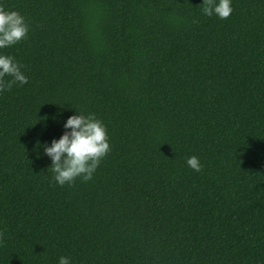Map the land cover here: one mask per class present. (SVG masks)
<instances>
[{
    "label": "trees",
    "instance_id": "trees-1",
    "mask_svg": "<svg viewBox=\"0 0 264 264\" xmlns=\"http://www.w3.org/2000/svg\"><path fill=\"white\" fill-rule=\"evenodd\" d=\"M202 4L0 0L31 28L0 49L29 81L0 93V264H264V0ZM78 114L111 152L61 187L43 146Z\"/></svg>",
    "mask_w": 264,
    "mask_h": 264
},
{
    "label": "clouds",
    "instance_id": "clouds-1",
    "mask_svg": "<svg viewBox=\"0 0 264 264\" xmlns=\"http://www.w3.org/2000/svg\"><path fill=\"white\" fill-rule=\"evenodd\" d=\"M200 7L205 16L215 15L221 20L230 18L234 11L231 0H203ZM193 23L199 21L194 20ZM30 30L29 23L20 12L0 6V49L26 40ZM23 67L15 57L0 55V93L29 82L21 71ZM64 128L66 131L59 140L54 139L51 146H43L45 155L52 161L49 170L53 173V180L61 187L66 184L73 186L77 179L91 181L102 160L111 152L106 126L95 114H78L69 117ZM186 163L195 172L203 170L197 156L188 157ZM4 239L5 231H0V242ZM58 264H70V259L61 256Z\"/></svg>",
    "mask_w": 264,
    "mask_h": 264
}]
</instances>
